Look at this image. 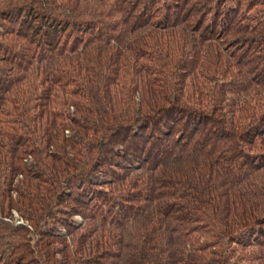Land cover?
I'll list each match as a JSON object with an SVG mask.
<instances>
[{"label": "trees", "instance_id": "obj_1", "mask_svg": "<svg viewBox=\"0 0 264 264\" xmlns=\"http://www.w3.org/2000/svg\"><path fill=\"white\" fill-rule=\"evenodd\" d=\"M0 264H264V0H0Z\"/></svg>", "mask_w": 264, "mask_h": 264}, {"label": "rangeland", "instance_id": "obj_2", "mask_svg": "<svg viewBox=\"0 0 264 264\" xmlns=\"http://www.w3.org/2000/svg\"><path fill=\"white\" fill-rule=\"evenodd\" d=\"M16 221L19 223V222H22V220L21 219H19L18 217H16Z\"/></svg>", "mask_w": 264, "mask_h": 264}]
</instances>
